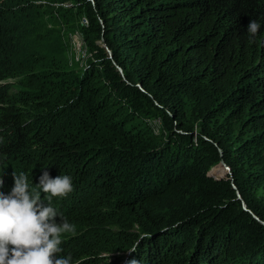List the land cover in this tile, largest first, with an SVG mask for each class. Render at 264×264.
Listing matches in <instances>:
<instances>
[{
  "label": "trees",
  "instance_id": "1",
  "mask_svg": "<svg viewBox=\"0 0 264 264\" xmlns=\"http://www.w3.org/2000/svg\"><path fill=\"white\" fill-rule=\"evenodd\" d=\"M44 170L72 264H264V0H0V191Z\"/></svg>",
  "mask_w": 264,
  "mask_h": 264
},
{
  "label": "clouds",
  "instance_id": "2",
  "mask_svg": "<svg viewBox=\"0 0 264 264\" xmlns=\"http://www.w3.org/2000/svg\"><path fill=\"white\" fill-rule=\"evenodd\" d=\"M259 30L260 24L251 20L247 26L249 38ZM13 179L9 194L0 191V264H72L71 256L58 254L63 251L62 234L75 231V225L58 214L52 204L53 198H66L74 191L72 178L63 174L53 178L44 170L34 186L24 172L14 171ZM3 186L0 178V189ZM128 264L138 262L133 259Z\"/></svg>",
  "mask_w": 264,
  "mask_h": 264
},
{
  "label": "rangeland",
  "instance_id": "3",
  "mask_svg": "<svg viewBox=\"0 0 264 264\" xmlns=\"http://www.w3.org/2000/svg\"><path fill=\"white\" fill-rule=\"evenodd\" d=\"M80 24H81V26L87 25V20L85 18H83L80 21ZM62 38H63L65 54H66L68 64H71L73 67L78 66L79 68H84L87 65L88 61L90 60V57L87 53L86 45H85V42L82 38V35L80 34V31L77 29L76 31L70 33L68 31L63 30L62 31ZM154 124L156 125L157 128H159V127L161 128L160 122L157 121L156 119L154 121ZM220 171H222V174L220 173ZM226 171H228V170L221 163V165H219L213 169L212 173L215 176L222 178L226 175ZM228 173H229V171H228ZM109 261L115 262L116 257H114V255H112V257L109 256Z\"/></svg>",
  "mask_w": 264,
  "mask_h": 264
},
{
  "label": "water",
  "instance_id": "4",
  "mask_svg": "<svg viewBox=\"0 0 264 264\" xmlns=\"http://www.w3.org/2000/svg\"><path fill=\"white\" fill-rule=\"evenodd\" d=\"M105 46H106V45H105ZM106 49H107V51H108L109 57H110L111 59H113L112 52L109 50V48H108L107 46H106ZM117 68H118L119 72L122 74V76L125 78L122 68H120L118 65H117ZM219 152H220V155L222 156L223 153H222V150H221V149L219 150ZM221 163H222V165H223L224 167H226L225 162H224L223 160H222Z\"/></svg>",
  "mask_w": 264,
  "mask_h": 264
}]
</instances>
